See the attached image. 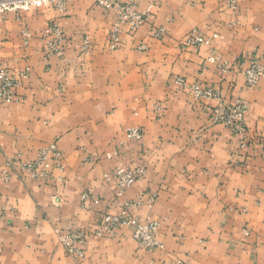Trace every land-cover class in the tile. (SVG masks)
Listing matches in <instances>:
<instances>
[{
    "label": "crops",
    "instance_id": "1",
    "mask_svg": "<svg viewBox=\"0 0 264 264\" xmlns=\"http://www.w3.org/2000/svg\"><path fill=\"white\" fill-rule=\"evenodd\" d=\"M229 1L137 0L150 14L135 34L122 25L115 51L107 41L118 10L93 0L0 20V69H30L17 101L0 102V264H264V79L247 88L243 74L252 61L264 64V0ZM53 25L64 37L60 56L47 55ZM192 30L220 38L184 46ZM178 78L220 98L195 100ZM237 98L247 103L243 135L210 116ZM131 128L141 141L127 139ZM50 144L62 167L51 160L47 179L22 175L19 160L34 161ZM117 166L146 170L121 196L103 179ZM127 201L140 203L134 218L159 223L160 248L142 249L132 226L95 236L101 216ZM75 229L86 235L82 260L59 242Z\"/></svg>",
    "mask_w": 264,
    "mask_h": 264
},
{
    "label": "built area",
    "instance_id": "2",
    "mask_svg": "<svg viewBox=\"0 0 264 264\" xmlns=\"http://www.w3.org/2000/svg\"><path fill=\"white\" fill-rule=\"evenodd\" d=\"M70 0H0V20H2L6 14L12 12L26 11L30 7H41L44 5L53 4L60 11L63 12L65 3ZM94 3L101 8L104 12L111 10H118L116 20L112 25V29L108 35L107 48L109 51H115L121 46V33L122 25H126L128 34H135L138 29L145 23V19L150 14V9L147 11H137V0H93ZM230 6L234 7L235 0H230ZM48 35L54 37L47 48V55L60 56L63 52L62 43L64 37L60 31L58 25H53L46 32ZM165 34V29L160 28L156 36L161 37ZM27 34V38H28ZM220 36L213 34L210 37L204 36L192 30L189 32L184 41V46L196 47L201 45H210L214 41L218 40ZM91 44L88 37H85L82 45L81 52L88 54L90 52ZM145 46H140L139 49H144ZM209 62L215 63L213 59H209ZM219 71L222 74L231 72V67L228 64H221L218 66ZM243 74L246 80L247 88L256 87L261 80L264 79V64L260 62H250L249 66L244 69ZM30 76V69H24L21 72L15 73L14 71L3 68L0 69V102L10 104L17 101V91L21 87V84ZM175 85L182 87L188 91L195 100H213L219 99L218 92L211 89L204 88L200 84L188 85L183 79L178 78L175 81ZM247 114V103L240 99H234L231 102H223L220 105L211 110L210 116L214 123L223 125L231 129L235 134L243 135L245 133L244 118ZM126 137L129 141L139 142L143 137V133L138 128H131L126 132ZM241 147H246L245 139L241 142ZM106 159H112L110 154L106 155ZM57 162L56 167L61 168L62 153L56 144H50L47 147L41 149L37 155V158L30 162L25 163L19 160V169L22 175L30 178L40 177L47 179L51 168L50 161ZM87 161H91L90 158ZM146 170L143 167L127 168L117 166L104 174L103 179L107 184H111L121 196L124 192L131 187L143 176H145ZM4 178L8 181L11 175L5 174ZM156 195H151V201L156 200ZM81 207L88 208L87 201L89 195L84 192L81 195ZM139 202H124L120 206V212L117 215L101 216L98 226L94 231V234L98 238L113 237L122 228L133 227V237L138 242L142 249L149 250L152 248H160L161 244L156 240V233L159 227V223L152 221H140L133 217L132 209L137 207ZM59 242L65 249L66 253L78 260H82L85 256L84 245L86 244V235L82 230H72L66 234H60Z\"/></svg>",
    "mask_w": 264,
    "mask_h": 264
}]
</instances>
